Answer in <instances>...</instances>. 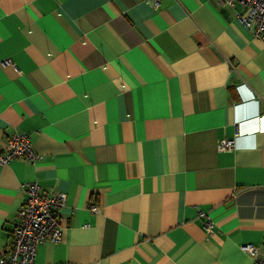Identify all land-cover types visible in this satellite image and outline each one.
I'll list each match as a JSON object with an SVG mask.
<instances>
[{
  "label": "crops",
  "instance_id": "obj_1",
  "mask_svg": "<svg viewBox=\"0 0 264 264\" xmlns=\"http://www.w3.org/2000/svg\"><path fill=\"white\" fill-rule=\"evenodd\" d=\"M238 10L0 0V148L25 132L37 154L0 166V255L35 181L66 194L35 264H252L246 243L264 257V40Z\"/></svg>",
  "mask_w": 264,
  "mask_h": 264
},
{
  "label": "built area",
  "instance_id": "obj_2",
  "mask_svg": "<svg viewBox=\"0 0 264 264\" xmlns=\"http://www.w3.org/2000/svg\"><path fill=\"white\" fill-rule=\"evenodd\" d=\"M230 7H239L234 16L244 29L253 37L264 40V0H217ZM155 8L159 0H150ZM9 62L5 59L3 63ZM235 145L233 139H227L219 148H231ZM30 138L25 132L12 133L5 139L4 147L0 148V166L6 165L10 160L24 157L34 162L37 154L31 148ZM25 192L24 200L16 209L12 226L9 232V246L0 255V264H35L37 245L46 241L59 242L61 240V221L58 208L66 201V194L61 191L50 193L42 192L35 181L21 184ZM95 206V205H94ZM91 205V210L97 208ZM205 217L204 229L206 233L212 232L211 219ZM240 250L252 256V264H264V257H260L256 247L252 244H241Z\"/></svg>",
  "mask_w": 264,
  "mask_h": 264
}]
</instances>
